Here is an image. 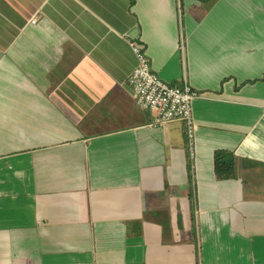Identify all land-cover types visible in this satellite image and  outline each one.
Instances as JSON below:
<instances>
[{"label": "crops", "instance_id": "0c3cea01", "mask_svg": "<svg viewBox=\"0 0 264 264\" xmlns=\"http://www.w3.org/2000/svg\"><path fill=\"white\" fill-rule=\"evenodd\" d=\"M0 264H264V0H0Z\"/></svg>", "mask_w": 264, "mask_h": 264}, {"label": "built area", "instance_id": "2783aa9c", "mask_svg": "<svg viewBox=\"0 0 264 264\" xmlns=\"http://www.w3.org/2000/svg\"><path fill=\"white\" fill-rule=\"evenodd\" d=\"M138 58L129 81L137 106L153 113L152 124L163 126L174 120L186 124L189 144L193 150L196 123L193 118V102L201 93L189 84H173L155 73L150 58L137 42L130 41Z\"/></svg>", "mask_w": 264, "mask_h": 264}]
</instances>
